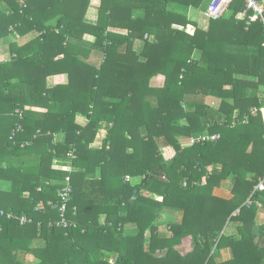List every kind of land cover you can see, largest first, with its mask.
Listing matches in <instances>:
<instances>
[{
	"label": "trees",
	"instance_id": "obj_1",
	"mask_svg": "<svg viewBox=\"0 0 264 264\" xmlns=\"http://www.w3.org/2000/svg\"><path fill=\"white\" fill-rule=\"evenodd\" d=\"M210 1L102 0L90 25L92 0H0V40L32 35L0 62V180L12 182L0 190V210L33 219L0 218V264H25L20 252L36 256L33 264H264V226L253 234L264 192L255 196L262 208L246 205L264 177V24L247 26L238 18L244 2L234 0L202 29L189 9L206 11ZM93 52L100 65L88 62ZM60 74L69 83L49 88ZM40 106L45 117H29L26 108ZM17 109L24 131L12 141ZM102 129L107 138L93 149ZM205 134L220 138L183 144ZM27 154L41 155V165L23 167ZM56 160L73 171L53 169ZM67 176L74 225L49 227ZM229 179L233 198L216 197ZM167 208L183 219L162 234ZM189 237L192 251L182 255L177 246ZM39 240L45 247L34 246Z\"/></svg>",
	"mask_w": 264,
	"mask_h": 264
},
{
	"label": "crops",
	"instance_id": "obj_2",
	"mask_svg": "<svg viewBox=\"0 0 264 264\" xmlns=\"http://www.w3.org/2000/svg\"><path fill=\"white\" fill-rule=\"evenodd\" d=\"M101 2H102V0H92L90 8L88 9L86 16H85V19H84L87 24L96 25L98 23L99 7L101 5ZM193 10H194L193 8L189 9V17L191 16V19L193 18ZM138 15H143V12L142 11H135V16H138ZM238 18L243 19V16L241 15V13L238 15ZM208 26L209 25L201 26L200 28L207 29ZM31 38H32V35L26 36L24 38L17 37L16 35H13V36H9L7 38L0 40V62L9 61L12 59L13 55L11 54V45L13 43L19 42V44H23V43H26L27 41H29ZM86 40H88L89 42H94V38H92L90 36H87ZM143 46H144V42L142 40H137L135 42V45H134V50L137 53H141ZM101 61H102V54L99 52L98 53L93 52L90 55V58L88 59V62L93 64V65H100ZM68 83H69V76L67 74L54 75V76H50L47 79V85L49 88H53L56 86H64V85H67ZM262 89L264 90V88H262ZM26 111L28 112L29 117H31L35 120H42L45 117V115L48 111V108H45V106H40L39 108L27 107ZM88 121H89V119L85 115H78L76 118L77 124L82 126V127L86 126L88 124ZM63 137L64 136L62 134H57L55 136V141H57V140L60 141V140H62ZM106 138H107V131H106V129H102L101 131H99L97 138L91 147L93 149H100L103 146L104 140ZM185 141H188V139H186ZM164 150H166V153L168 154V157H166V153L164 154L165 158L167 160H171L175 154L174 150L171 148H165ZM21 163H22V166L25 168H36V167H39L41 165L42 156L39 154H27V155L22 156ZM62 164H64V163H62ZM54 168L58 169L57 167H55V165H53V169ZM97 177H99V174H97ZM138 181L139 180H137V182ZM46 185L48 186L47 182H46ZM11 186H12L11 181L0 180V190L10 191ZM231 188H232V180L231 179L226 180L222 183L221 187L216 188L214 190V195L216 197H219V198H222L225 200H230L233 198ZM163 213H169L170 214V216L172 218L170 223H181L182 222L183 212L181 210H174L171 208H167L163 211ZM163 213H162V217H161L160 221H162V219H163ZM178 216H180V217H178ZM256 222H257L256 226L258 228H260V226H264V210H262L260 213H258L257 218H256ZM133 228H136V227L134 225L129 226V230H130L129 232L130 233H131V230ZM235 229H236V226L234 227V229L232 231L228 232V234H234L236 231ZM186 245L191 247V250H189L187 253L191 252L192 248H193V242H192V239L190 237L184 239L183 243L180 246H178V248H180L181 246L186 247ZM223 253H224V251H222V254ZM25 256H26V253L20 252L18 255V259H24ZM230 257H231V254L229 253V257L227 259H223V261L230 259Z\"/></svg>",
	"mask_w": 264,
	"mask_h": 264
},
{
	"label": "built area",
	"instance_id": "obj_3",
	"mask_svg": "<svg viewBox=\"0 0 264 264\" xmlns=\"http://www.w3.org/2000/svg\"><path fill=\"white\" fill-rule=\"evenodd\" d=\"M234 0H211L207 9L206 15L210 20H218L223 15L225 9L233 2ZM245 4V9L241 12L243 19L246 20L247 26L252 25L255 22H262L264 24V0H242ZM258 109H253V114L257 113ZM17 115L18 122L16 123L14 129L12 130V135L10 139L13 141L18 135L23 133L24 131V121H25V110L17 109L15 111ZM220 138L218 134L210 135L205 134L199 137H192L189 138L187 144L185 145H193L195 143H206V142H213ZM14 144L16 142L14 141ZM29 145V143H23V146ZM55 167L58 169H63L69 172L73 171L71 166H67L62 164L61 160H56L54 162ZM63 188L60 191L61 202L57 205L59 210V218L56 221H50L49 227H57V228H70L74 223L72 222L71 218L68 216V207L72 200L73 195V185L71 176H67L63 181ZM187 185V184H185ZM264 192V177L260 178L257 185L254 187V191L252 193L251 198L247 201L246 205L252 206L255 205L258 208H262V203L255 199L257 194ZM48 205H53V202H48ZM44 208V205L39 204L36 207V211L41 212ZM75 215V213H74ZM0 218H5L9 221H15L20 226H25L33 223V219L29 218L26 215L19 216L12 212H5L0 210ZM40 226V224H39Z\"/></svg>",
	"mask_w": 264,
	"mask_h": 264
},
{
	"label": "rangeland",
	"instance_id": "obj_4",
	"mask_svg": "<svg viewBox=\"0 0 264 264\" xmlns=\"http://www.w3.org/2000/svg\"><path fill=\"white\" fill-rule=\"evenodd\" d=\"M190 19H191V16H190ZM193 21L194 22H197V24H198V26L199 27H201V26H207V25H209V23H210V19L207 17V15H206V12H205V9H194L193 10ZM191 19V20H192ZM217 107V106H216ZM189 140V139H188ZM183 144H187V141H183ZM166 153V150H164V154ZM166 157H168V154L166 153ZM137 180H139L138 182H140V178L139 179H137ZM137 181H134V183H136ZM261 212V211H260ZM178 217H180V216H178ZM171 216H170V214L169 213H163V219H162V221H159V223L161 224V225H163L161 228V233L162 234H165V229L167 228V225L171 222ZM235 224L236 223H233V224H231V225H228V227L226 228V232L228 233V232H230V231H232L233 229H234V227H235ZM129 226H131V225H129ZM129 226L127 227V231L129 232L130 230H129ZM236 230V229H235ZM134 232H136V228H133L132 230H131V233H134ZM263 242V240L261 241V246H263L264 247V243H262ZM182 243H183V241H182ZM181 243V244H182ZM180 244V245H181ZM180 245H178V246H180ZM35 247H40V248H43V247H45V242L44 241H41V240H39L38 242H36L35 243V245H34ZM178 246H177V249H178V251L182 254V255H185L189 250H191V247L190 246H187L186 245V247L185 246H181L180 248H178ZM190 247V248H189ZM229 251H224V253L222 254V256H221V260H223V259H227L228 257H229ZM231 254V253H230ZM21 262H23V263H25V264H33V263H37L38 262V259H37V257L36 256H34L33 254H29V253H26V256L24 257V259H19Z\"/></svg>",
	"mask_w": 264,
	"mask_h": 264
},
{
	"label": "water",
	"instance_id": "obj_5",
	"mask_svg": "<svg viewBox=\"0 0 264 264\" xmlns=\"http://www.w3.org/2000/svg\"><path fill=\"white\" fill-rule=\"evenodd\" d=\"M253 234H254L255 236H258V237L261 236V232H260V230H259V228H258L257 226L254 227V229H253ZM116 262H117V259H115V260L112 261V263H116Z\"/></svg>",
	"mask_w": 264,
	"mask_h": 264
}]
</instances>
